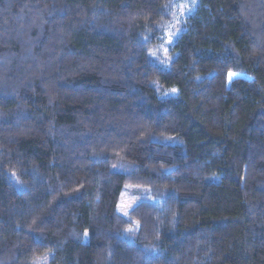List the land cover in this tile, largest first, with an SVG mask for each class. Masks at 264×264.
<instances>
[{"label": "trees", "instance_id": "obj_1", "mask_svg": "<svg viewBox=\"0 0 264 264\" xmlns=\"http://www.w3.org/2000/svg\"><path fill=\"white\" fill-rule=\"evenodd\" d=\"M172 2L0 0V264H264V0Z\"/></svg>", "mask_w": 264, "mask_h": 264}, {"label": "rangeland", "instance_id": "obj_2", "mask_svg": "<svg viewBox=\"0 0 264 264\" xmlns=\"http://www.w3.org/2000/svg\"><path fill=\"white\" fill-rule=\"evenodd\" d=\"M197 0H173L170 20L163 27L160 45L153 51V57L159 62H166L169 60L168 49L172 44L178 33L181 31L184 23V17L194 8ZM242 75L240 73H234ZM172 92V91H171ZM168 92L167 94H169ZM143 191L134 186H127L119 200V211L126 213L130 207L137 201L138 193Z\"/></svg>", "mask_w": 264, "mask_h": 264}, {"label": "snow or ice", "instance_id": "obj_3", "mask_svg": "<svg viewBox=\"0 0 264 264\" xmlns=\"http://www.w3.org/2000/svg\"><path fill=\"white\" fill-rule=\"evenodd\" d=\"M230 76L232 75V74H229Z\"/></svg>", "mask_w": 264, "mask_h": 264}]
</instances>
